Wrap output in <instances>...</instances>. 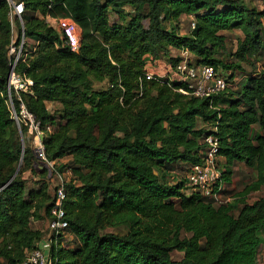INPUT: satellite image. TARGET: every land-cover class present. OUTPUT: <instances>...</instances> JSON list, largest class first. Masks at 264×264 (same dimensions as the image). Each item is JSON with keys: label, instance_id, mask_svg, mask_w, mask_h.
I'll return each mask as SVG.
<instances>
[{"label": "trees", "instance_id": "trees-1", "mask_svg": "<svg viewBox=\"0 0 264 264\" xmlns=\"http://www.w3.org/2000/svg\"><path fill=\"white\" fill-rule=\"evenodd\" d=\"M20 1L26 38L35 41L17 67L33 80V93L20 98L45 131L47 158L69 159L59 171L72 174L65 209L76 241L60 264H259L264 199L248 200L264 188V71L236 79L264 58V12L253 0ZM10 14L0 0V264H22L42 236L34 224L46 221L55 201L51 177L37 169L32 145H23L28 128L8 104ZM49 15L81 28L79 53ZM186 17L195 24L188 33ZM235 30L242 37L227 54L224 33ZM182 51L214 67L227 89L200 98L181 93L170 76L146 79L151 60L167 57L174 69ZM209 136L219 141L224 183L238 163L257 175L221 205L188 194L187 174L202 162Z\"/></svg>", "mask_w": 264, "mask_h": 264}, {"label": "built area", "instance_id": "built-area-1", "mask_svg": "<svg viewBox=\"0 0 264 264\" xmlns=\"http://www.w3.org/2000/svg\"><path fill=\"white\" fill-rule=\"evenodd\" d=\"M11 8L10 21L12 29V43L9 48L8 58L10 61V75L8 79V104L12 116L18 126L28 128V134L33 137L32 147L35 149L36 167L39 170L47 171L49 177L56 173V161L47 158L44 138L45 131L41 123L29 112L20 98L21 94L33 93L34 82L26 74L17 72L20 63L25 62L32 54L35 47H30L25 35L23 14L25 4L20 0H5ZM47 23L56 29L65 40L66 46L72 53H79L82 46V30L76 22L69 17L54 18L47 17ZM195 29V24L191 23V30ZM180 62L173 70L175 81L181 83L185 88L180 92L185 95L196 97H212L227 89L229 85L225 77L218 73L214 67L198 66L191 63V55L187 51L179 52ZM154 61V60H153ZM152 63V60L149 64ZM161 78L151 72H147L146 79L153 80ZM174 80V79H173ZM15 97L18 98V108L16 109ZM54 128L47 127L46 133L51 134ZM207 145L202 162L193 165L188 174L189 195L199 194L203 197L213 199L217 205L232 201V198L223 200L225 193V183L222 181V172L219 167V141L213 136L205 139ZM69 174L72 176L71 172ZM60 179V184L54 191L55 205L46 219L45 229L42 231L41 239L36 248L27 253V258L22 264H60V253L63 250L72 248L75 239L71 232L65 203L67 193L64 184L67 181Z\"/></svg>", "mask_w": 264, "mask_h": 264}, {"label": "rangeland", "instance_id": "rangeland-1", "mask_svg": "<svg viewBox=\"0 0 264 264\" xmlns=\"http://www.w3.org/2000/svg\"><path fill=\"white\" fill-rule=\"evenodd\" d=\"M250 5L256 7L257 9H259L261 12H264V0H253L252 2H249ZM114 19V17L112 18ZM193 21L192 17H186L183 20V29L184 32H189L190 31V27H191V23ZM264 21V20H263ZM227 38H228V50H227V54H232L236 51L237 48V41L239 38L242 37V34L240 31H232V32H226L224 33ZM28 43L30 44L29 46L32 47L33 44H35V41L32 39H28ZM227 58V56H226ZM180 59V58H179ZM153 67L155 69H153ZM149 68L154 71V72H158L160 74V77H167L169 74H167L168 69L172 68L171 71H173V64L169 61V59L167 57H162V59L158 60V61H152L151 64H149ZM264 71V58L262 59V62L257 63V69L254 66H250V65H245L244 67V74H238L237 75V79H236V83H240L242 81L243 78L245 77H250V75H252L253 73H255V71ZM170 72V69H169ZM158 76V75H157ZM170 77L172 79H176V77H174V75H170ZM107 84H103V85H96V89H103L106 88ZM53 106H49V109L51 111H55L56 109L58 110L59 107H55ZM26 140V141H25ZM32 141H33V137L28 134L26 135V137H23V145L25 147V145H32ZM26 142V143H25ZM69 161V159L57 162L55 165V170L56 173H53V177L51 178V190H52V194H54V191L56 189V187L61 183L60 179H63L64 181H69L70 178L72 177L69 174V171H65L63 173H61L59 171V167L60 165H65L67 162ZM219 165H220V170L224 171L225 168V160L223 158L219 159ZM256 172L249 169L245 164L243 163H238L235 167H234V175L232 177V180L230 183H225V193L223 196V200H226L227 198H235V196L240 193L241 191L244 190V188L251 184L252 182H254L256 180ZM28 185L30 188L34 187V185L31 183V179L32 177L29 176L28 177ZM261 199H264V188L257 193H253L250 197L248 202L250 204L256 203L258 201H260ZM46 226V222L42 224V230L45 229ZM74 235V234H73ZM261 238H262V245L259 251V256H258V261L259 264H264V230L261 232L260 234ZM75 240V239H74ZM76 241V240H75ZM74 243V241L72 242ZM73 247L75 246V243L72 245ZM183 255L179 254V253H174L173 255V259L175 261H180L182 260Z\"/></svg>", "mask_w": 264, "mask_h": 264}, {"label": "crops", "instance_id": "crops-1", "mask_svg": "<svg viewBox=\"0 0 264 264\" xmlns=\"http://www.w3.org/2000/svg\"><path fill=\"white\" fill-rule=\"evenodd\" d=\"M33 46H34V44L32 45V47H33ZM177 53H178V51L173 50L172 53H171V56L174 57ZM153 69H155V68L153 67ZM169 69H170V72H169ZM169 69H168V72H167V74H169L168 77H169L170 75L173 74V71H171L172 68H169ZM148 71L151 72L152 74H155V75L160 76V74H159L158 72L156 73V72L152 71L149 67H148ZM49 106H52V104H49L48 107H49ZM43 223H45V222H42L41 225H40V223H35V224H34V227H35L36 229H38V230L43 231V230H42V227H41Z\"/></svg>", "mask_w": 264, "mask_h": 264}]
</instances>
